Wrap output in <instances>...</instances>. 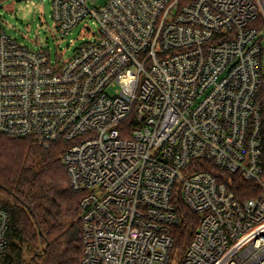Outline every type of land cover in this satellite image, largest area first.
<instances>
[{
  "label": "built area",
  "instance_id": "1",
  "mask_svg": "<svg viewBox=\"0 0 264 264\" xmlns=\"http://www.w3.org/2000/svg\"><path fill=\"white\" fill-rule=\"evenodd\" d=\"M50 1L63 36L97 32L54 62L0 31V135L63 146L81 264H170L178 196L201 217L182 264H264L261 1ZM9 230L0 204V260Z\"/></svg>",
  "mask_w": 264,
  "mask_h": 264
},
{
  "label": "trees",
  "instance_id": "2",
  "mask_svg": "<svg viewBox=\"0 0 264 264\" xmlns=\"http://www.w3.org/2000/svg\"><path fill=\"white\" fill-rule=\"evenodd\" d=\"M258 27L264 31L263 17ZM258 102L264 144V78ZM62 153L61 144L46 148L31 138L0 135V204L10 216V249L0 264H81L82 196L71 189ZM219 175L241 201L255 199L262 192L259 185L240 175L222 171ZM175 203L181 223L173 230L170 264H182L201 217L187 208L181 196Z\"/></svg>",
  "mask_w": 264,
  "mask_h": 264
},
{
  "label": "rangeland",
  "instance_id": "3",
  "mask_svg": "<svg viewBox=\"0 0 264 264\" xmlns=\"http://www.w3.org/2000/svg\"><path fill=\"white\" fill-rule=\"evenodd\" d=\"M52 14L50 0H0V31L23 47L49 51L54 62L66 61L80 45L92 38L98 26L91 21L85 22L63 36Z\"/></svg>",
  "mask_w": 264,
  "mask_h": 264
},
{
  "label": "water",
  "instance_id": "4",
  "mask_svg": "<svg viewBox=\"0 0 264 264\" xmlns=\"http://www.w3.org/2000/svg\"><path fill=\"white\" fill-rule=\"evenodd\" d=\"M261 1V3H262V6H263V10H264V2L262 1V0H260Z\"/></svg>",
  "mask_w": 264,
  "mask_h": 264
}]
</instances>
